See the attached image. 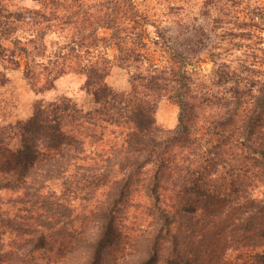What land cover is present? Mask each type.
<instances>
[{
  "label": "trees",
  "instance_id": "1",
  "mask_svg": "<svg viewBox=\"0 0 264 264\" xmlns=\"http://www.w3.org/2000/svg\"><path fill=\"white\" fill-rule=\"evenodd\" d=\"M41 1L39 21L74 33L68 53L113 44L128 66L150 60L152 42L167 64L116 90L101 55L74 69L91 107L38 100L27 119L0 123V264H264V4L202 0L200 21L172 28L135 0ZM225 38L247 59H212L210 83L195 82L189 65L217 58ZM163 97L179 106L171 129L155 117Z\"/></svg>",
  "mask_w": 264,
  "mask_h": 264
},
{
  "label": "rangeland",
  "instance_id": "2",
  "mask_svg": "<svg viewBox=\"0 0 264 264\" xmlns=\"http://www.w3.org/2000/svg\"><path fill=\"white\" fill-rule=\"evenodd\" d=\"M60 1L59 8L64 11L65 8H77L78 3L85 8V4L98 5L104 0ZM135 2L141 12L156 20L161 26L176 28L180 21L191 22L195 19L197 22L204 15L200 13L202 0H135ZM252 2L264 4V0H252ZM43 10L41 0H0V22L11 26L8 33L0 32L1 124L27 119L32 114L34 103L38 100L48 102L67 96L79 107L84 109L91 107L93 104L91 94L83 88L85 75L75 70L88 60L100 58L101 55L106 56L110 61L105 82L116 90L128 89L131 75L139 71L146 72L151 62L154 61L159 65L167 64L166 53L152 42H149L148 48L142 49L150 60L129 62L128 66L119 62L116 57L118 52L113 44L104 46L99 43L96 49L82 48L77 52L68 53V48L63 46L74 36L70 26L61 27L54 19L48 23L39 21L37 13ZM93 10L94 8H90L91 12ZM90 21L91 18H87L84 23ZM148 30L150 38L155 37L154 28L151 25H148ZM221 30L222 28L218 32ZM209 32L212 38L214 30ZM97 34L107 35L109 30L100 27ZM14 40L18 41L17 45L14 44ZM229 40L230 38L221 40V47L214 49L220 53L217 58H210L208 53L203 51L202 55L196 59L197 62L189 65L188 70L192 72L195 82L210 83L211 71L216 66L212 59H216L215 62L223 61L233 65L241 62V59L245 57L243 53L247 52L246 48L244 46L231 48ZM206 41L209 43L206 46L207 50L218 43V41L212 42L209 38ZM26 63L32 67L30 74L26 73ZM59 68H63L66 72L52 79L51 88H43L45 80ZM178 114L179 106L175 101L166 97L158 101L155 117L161 126L174 128L178 123Z\"/></svg>",
  "mask_w": 264,
  "mask_h": 264
}]
</instances>
